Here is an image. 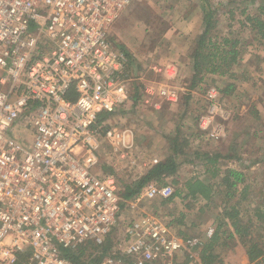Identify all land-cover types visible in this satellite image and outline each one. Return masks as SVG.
Here are the masks:
<instances>
[{"label": "built area", "instance_id": "2783aa9c", "mask_svg": "<svg viewBox=\"0 0 264 264\" xmlns=\"http://www.w3.org/2000/svg\"><path fill=\"white\" fill-rule=\"evenodd\" d=\"M132 2L0 0V264H201L213 229L183 237L159 214L131 217L117 181L97 171L102 134L123 151L135 145L133 130H105L109 117L178 101L173 85L139 83L110 40ZM205 100L199 126L224 140L220 90ZM173 193L152 185L139 201ZM89 247L97 253L81 256Z\"/></svg>", "mask_w": 264, "mask_h": 264}, {"label": "rangeland", "instance_id": "374dc122", "mask_svg": "<svg viewBox=\"0 0 264 264\" xmlns=\"http://www.w3.org/2000/svg\"><path fill=\"white\" fill-rule=\"evenodd\" d=\"M205 6L214 12L218 32L239 40L241 52L240 61L233 68L236 89L222 100L229 114L226 120H220L227 137L218 142L200 128L199 119L206 114L207 89L222 88V81L214 83L209 76L206 84L190 89V54L204 31ZM248 17L264 21V0H133L110 35L114 46L129 56L132 74L141 78L139 83L173 85L178 90V101L159 100L155 102L158 107L134 104L109 117L105 130L115 133L131 129L135 145L126 152L102 134L97 171L113 177L120 194L128 187L134 188L149 170L170 157L178 162L177 174L166 179V185L172 186L174 192L191 179L220 183L222 174L215 179L206 174L212 168L205 167L207 156L216 158L221 173L228 169L242 172L244 182L229 195L228 187L217 186L219 194L210 201L183 200L180 196L167 203L162 199L139 201L146 187L123 206L131 217L159 214L181 235L202 238H206L207 230L217 229L223 212L235 207L245 225L252 222L250 236L244 240L223 238L227 245L222 241L215 252L221 264H257L248 261L242 243L264 246V38L252 31ZM168 70L170 80L166 78ZM97 251L90 249L86 256Z\"/></svg>", "mask_w": 264, "mask_h": 264}, {"label": "trees", "instance_id": "16d2710c", "mask_svg": "<svg viewBox=\"0 0 264 264\" xmlns=\"http://www.w3.org/2000/svg\"><path fill=\"white\" fill-rule=\"evenodd\" d=\"M204 21V31L199 37L196 47L190 54L192 61V80L190 84V89L195 90L201 84H206L207 77H211L214 83L222 81V88H218L224 97L232 95L236 89L235 82L233 80L236 77L233 68L239 63L241 52L239 49L240 42L237 39L231 38L228 34H222L218 32L217 23L214 16V12L208 6H205L203 12ZM248 21L251 23L252 31L257 32L264 38V21L260 18H250ZM216 30V33L214 31ZM132 72V67H131ZM214 77V79H213ZM218 78V79H216ZM232 80V82H231ZM137 87V86H135ZM209 89V88H208ZM207 89V90H208ZM133 99L135 102L138 100V93H133ZM177 141V138H175ZM174 139V140H175ZM189 142L186 141L185 144ZM176 152V151H175ZM178 154V153H177ZM216 158L208 157L206 158V166L209 168L206 174H211L212 178H220V183L214 185L209 183L207 180L202 179H191L183 185L182 189H177L173 195L166 199L164 202H171L176 196H180L183 200L191 199L198 200L203 199L204 201H210L215 198L219 192H217V186L228 187L227 195H229L234 188L237 187L239 183L244 182V174L237 170L228 169L221 173L216 167ZM178 162L174 157H170L158 165L154 166L151 170L145 174L141 180L136 184L134 188L128 187L125 193L121 196L124 201L135 199L139 196L146 187L151 185H166V179L174 177L177 174ZM175 184H179L178 181H174ZM125 204H123L124 206ZM241 212L233 207L231 210L223 212V219L215 230L214 235L208 239L202 249L200 250V263L201 264H221L222 260L220 256L216 254V249L225 242L224 239L233 240L239 239L244 240L245 237L250 236V228L252 222L244 224L243 220L240 218ZM264 215V214H263ZM259 217L263 218L262 214L259 213ZM242 228H245L244 230ZM180 235L182 233H179ZM183 236V235H181ZM186 237V236H183ZM227 245V243H224ZM111 245V243H110ZM242 245L245 248V255L250 263L264 264V246L260 247L257 243L246 244L243 242ZM89 248L81 250V256H86L90 251ZM105 251L109 249V245L104 247ZM91 250L97 251V248H92ZM78 260V258H77ZM24 259L20 260L19 264H24Z\"/></svg>", "mask_w": 264, "mask_h": 264}, {"label": "crops", "instance_id": "0c3cea01", "mask_svg": "<svg viewBox=\"0 0 264 264\" xmlns=\"http://www.w3.org/2000/svg\"><path fill=\"white\" fill-rule=\"evenodd\" d=\"M258 110L261 111V107H259L258 102L256 103Z\"/></svg>", "mask_w": 264, "mask_h": 264}]
</instances>
